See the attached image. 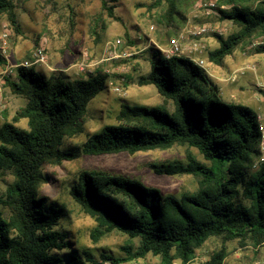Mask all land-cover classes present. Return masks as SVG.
I'll return each instance as SVG.
<instances>
[{"label":"trees","instance_id":"obj_1","mask_svg":"<svg viewBox=\"0 0 264 264\" xmlns=\"http://www.w3.org/2000/svg\"><path fill=\"white\" fill-rule=\"evenodd\" d=\"M215 1L220 16L240 26L208 51V60L220 64L239 44L264 33V0ZM167 2L166 23L176 12L177 0ZM0 14L18 32L11 0H0ZM256 51L264 52V44ZM153 54L150 71L138 83L152 84L162 103L121 104L116 123L89 133L77 153L133 154L187 145L205 162L189 155L186 164L168 163L156 172L192 174L198 178L197 191L176 197L134 177L84 169L69 194L94 219V242L111 231L127 236L125 256L102 254L103 260L121 263L151 254L160 258L159 264H184L216 236L222 245L202 264H222L226 241L248 240L254 247L264 242V163L251 169L260 141L257 113L225 101L218 84L190 59ZM107 78L100 72L87 79L45 76L32 65L17 66L13 77L4 78L24 103L11 121L0 125V172L12 176L0 198V264H98L88 250L69 249L67 232L58 228L64 207L40 196L38 189L47 181L45 164L58 165L77 156L61 149L62 141L83 131L88 103ZM22 118L26 128L15 125ZM133 239L138 240L135 247Z\"/></svg>","mask_w":264,"mask_h":264},{"label":"rangeland","instance_id":"obj_2","mask_svg":"<svg viewBox=\"0 0 264 264\" xmlns=\"http://www.w3.org/2000/svg\"><path fill=\"white\" fill-rule=\"evenodd\" d=\"M11 1L14 4L18 32L6 15L0 14V36L7 33L5 53L0 49V75L5 68H10V73L0 81V125L11 121L16 109L24 103L22 97L10 92L4 78L13 77L17 65L31 60L32 52L41 46L46 55L45 62L34 63L32 66L45 76L57 74L67 79H87L96 72L108 75L104 88L88 103L83 131L72 137H65L62 141L61 149L77 153L89 133L104 124L116 123L115 117L121 104L153 106L162 103L163 97L156 88L152 84H139V78L150 71L153 52L162 54L161 50L167 47L169 38L203 25L210 28L204 36L205 71L218 84L222 98L227 102L247 105L256 113L264 114V94L256 88V84L264 80V52L256 51L258 46L264 44V33H257L245 43L239 44L220 64L210 62L208 51L218 47L221 38L240 29L238 24L220 16L215 0H177L176 12L167 23L163 17L168 6L167 0ZM208 2H214L215 6L208 8ZM227 7L228 5H221L220 8ZM188 34H185L186 37H189ZM117 38L121 43L116 47V54L129 55L104 60L108 56L107 44ZM246 65H253L255 72L246 70L244 74L237 75L235 82L221 80ZM238 84H242L243 89ZM114 87H119L120 91L116 92ZM166 106L170 111L173 109L171 101ZM15 125L26 128V119H20ZM76 155L61 164L43 166L47 181L41 184L38 194L64 207L65 215L58 228L67 232L69 249L78 253L88 250L98 264L103 260L102 254L125 256L123 246L127 243V236L111 231L96 242L92 240L90 233L96 223L81 211L69 194V189L81 170H102L134 177L159 188L164 194L180 197L197 191L198 178L192 174L157 173L156 169L168 163L186 164L189 155L199 162H205L195 148L183 144L133 154L121 152ZM258 156L259 145L252 170L261 165L254 167ZM11 181V174L0 172V198ZM132 243L135 247L138 240L133 239ZM221 245V237L208 238L195 251L197 262H205L210 252ZM225 246L227 254L222 264H264V242L254 247L248 240L244 244L230 240L225 242ZM159 260L158 256L148 254L125 263L159 264ZM174 263L178 264L179 261Z\"/></svg>","mask_w":264,"mask_h":264},{"label":"built area","instance_id":"obj_3","mask_svg":"<svg viewBox=\"0 0 264 264\" xmlns=\"http://www.w3.org/2000/svg\"><path fill=\"white\" fill-rule=\"evenodd\" d=\"M208 8H213L215 6L214 2H208L206 4ZM210 31V28L203 25V26H198L195 27L194 29L187 30V31H182L181 33L172 36L169 38L167 47L162 48V55L164 57H169V56H182L184 58H188L191 61H193L196 65L199 67L203 68L205 70L206 68V60L204 58V54L206 52L205 50V38L204 36ZM189 33L188 36L186 37V33ZM6 37L7 33H3L0 36V49L2 53H5L6 51ZM121 43L120 39H115L112 42H109L107 44V52L108 56L104 57V60L114 58V57H123V56H128L129 53H123V54H116L115 50L116 47L119 46ZM263 43V42H261ZM263 45V44H262ZM46 59V55L44 52V48L39 46L37 47L33 52H32V58L29 61H23L20 62L17 66H25L29 67L33 65L34 63H44ZM80 69H83L81 67ZM246 70H252L255 72V67L252 65H246V66H241L234 70L232 73H230L226 78H221L222 81H228V82H235L237 75H242L245 73ZM207 71V70H206ZM10 73V68H5L3 70V74L0 75V81L3 79L4 75H7ZM256 88L258 91L262 92L264 94V80L260 81L256 84ZM114 90L116 92L120 91L119 87H114ZM256 119L258 122V127L260 131V141H259V156L254 163V167H259L260 164L264 163V114L262 113H257L256 114ZM99 264H126L125 262H118V263H113L110 260H101ZM171 264H176V263H171ZM180 264V263H178ZM184 264H199L197 262V257L194 256L192 259H190L188 262ZM201 264V263H200Z\"/></svg>","mask_w":264,"mask_h":264},{"label":"crops","instance_id":"obj_4","mask_svg":"<svg viewBox=\"0 0 264 264\" xmlns=\"http://www.w3.org/2000/svg\"><path fill=\"white\" fill-rule=\"evenodd\" d=\"M238 87H239L240 89H243L242 84H238Z\"/></svg>","mask_w":264,"mask_h":264}]
</instances>
